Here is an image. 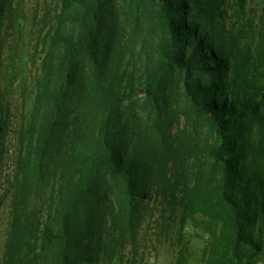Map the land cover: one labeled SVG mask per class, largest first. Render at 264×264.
<instances>
[{
    "label": "trees",
    "instance_id": "obj_1",
    "mask_svg": "<svg viewBox=\"0 0 264 264\" xmlns=\"http://www.w3.org/2000/svg\"><path fill=\"white\" fill-rule=\"evenodd\" d=\"M226 4L57 0L44 16L41 75L0 201L2 264H112L117 250L137 251L145 210L159 211L165 230L200 223L202 264L258 263L264 53L247 41L248 0H236L237 19L214 41ZM134 44L141 73L127 61ZM178 101L186 119L175 130ZM7 122L0 115V151Z\"/></svg>",
    "mask_w": 264,
    "mask_h": 264
},
{
    "label": "rangeland",
    "instance_id": "obj_2",
    "mask_svg": "<svg viewBox=\"0 0 264 264\" xmlns=\"http://www.w3.org/2000/svg\"><path fill=\"white\" fill-rule=\"evenodd\" d=\"M7 2L9 14L4 22L0 43V115L8 119L1 147L3 157L0 161V201L5 200L4 196L15 170L16 156L20 149L17 133L25 112L30 109L35 97L38 76L41 75L44 56L42 39L48 30H44L46 25L44 16L49 10L53 14L57 8V0H7ZM235 3L236 0H227L225 6L228 11L227 20L217 22L212 27L216 43L223 34V26L229 28L237 19ZM242 18L254 27L253 33L247 38L248 43L254 45L257 52L264 53V0H248L246 13ZM46 26L48 28V25ZM149 43L150 47L151 42ZM140 49V45L134 44L127 60L130 62V70L133 71V67L137 66L138 73H141ZM143 96L139 94L137 99L142 101ZM177 104L173 110L175 130L179 124L184 127L186 119L185 110L179 107L182 106V102L178 101ZM135 110L141 113L139 106ZM144 215L137 251L131 246L117 250L112 264H180V260L181 264H202L208 236L200 223H190L184 231L180 227L165 230L166 224L161 219L159 211L145 210ZM7 222L8 206L5 201L0 211V264ZM262 225L264 230V221ZM257 264H264V245L262 258Z\"/></svg>",
    "mask_w": 264,
    "mask_h": 264
}]
</instances>
